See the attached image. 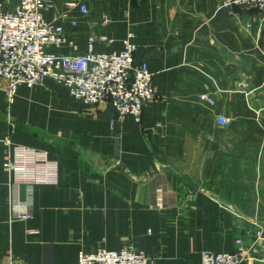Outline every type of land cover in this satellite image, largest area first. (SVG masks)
Instances as JSON below:
<instances>
[{"label":"crops","instance_id":"0c3cea01","mask_svg":"<svg viewBox=\"0 0 264 264\" xmlns=\"http://www.w3.org/2000/svg\"><path fill=\"white\" fill-rule=\"evenodd\" d=\"M83 1L90 16L74 15L80 25L66 31L78 53L89 23L107 17L95 31L112 42L95 52H121L129 39L156 98L140 122L120 121L112 105L84 104L53 80L19 86L10 103L0 77V264H78L81 252L131 243L152 264H202L203 252H234L238 239L245 264H264V13L219 10L218 0ZM6 137L58 164L57 183L34 188L30 221L8 222ZM14 192L26 199L24 187Z\"/></svg>","mask_w":264,"mask_h":264},{"label":"built area","instance_id":"2783aa9c","mask_svg":"<svg viewBox=\"0 0 264 264\" xmlns=\"http://www.w3.org/2000/svg\"><path fill=\"white\" fill-rule=\"evenodd\" d=\"M53 6L54 0H20L15 9L0 2V77L9 82L8 101L13 103L21 85L34 88L53 80L84 104H110L120 121L132 117L140 122L145 106L156 98V92L148 63L134 60L136 46L127 39L121 52L96 53L98 40H112L106 34L98 36V23L90 22L93 32L88 38L87 52L78 53L66 31L68 26L80 25L74 15L90 16L89 6L83 0H64V13L49 14ZM243 6L264 13V0H221L218 9ZM108 24V18L103 17L100 25ZM67 47L75 53H63ZM200 99L211 106L216 104L208 94L200 95ZM217 122L223 126L231 124L222 115ZM1 144L8 154L3 164V171L10 178L8 222L30 221L34 188L56 184L58 164L50 161L45 152L14 145L10 137ZM17 186L24 187L25 200L15 196ZM156 200V207L164 209L162 189H157ZM236 245L234 252H203L202 264H245L247 252L242 240L238 239ZM78 264H152V259L131 243L114 251L102 248L93 253L81 252Z\"/></svg>","mask_w":264,"mask_h":264},{"label":"rangeland","instance_id":"374dc122","mask_svg":"<svg viewBox=\"0 0 264 264\" xmlns=\"http://www.w3.org/2000/svg\"><path fill=\"white\" fill-rule=\"evenodd\" d=\"M220 1L221 0H218V4H217L218 7H219V4H220ZM16 7H17V5L15 7L12 6L11 8L15 9ZM64 11H65L64 4H63V6H58V4H55L54 3V6L51 8L49 14H52V13H55V12L64 13ZM66 21L68 22L67 19H66ZM107 26H101V25L98 24L97 27H96V29H98L100 27L101 28H106Z\"/></svg>","mask_w":264,"mask_h":264}]
</instances>
